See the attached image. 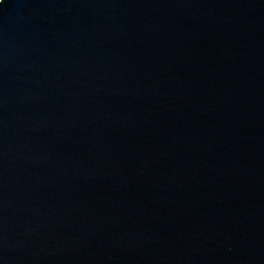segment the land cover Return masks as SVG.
Masks as SVG:
<instances>
[{"label":"water","instance_id":"1","mask_svg":"<svg viewBox=\"0 0 264 264\" xmlns=\"http://www.w3.org/2000/svg\"><path fill=\"white\" fill-rule=\"evenodd\" d=\"M0 264H264V0H0Z\"/></svg>","mask_w":264,"mask_h":264}]
</instances>
